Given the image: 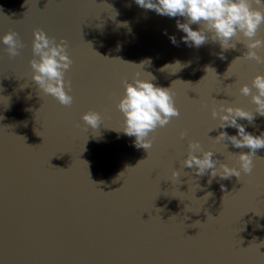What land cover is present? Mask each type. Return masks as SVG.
<instances>
[{
    "label": "water",
    "instance_id": "95a60500",
    "mask_svg": "<svg viewBox=\"0 0 264 264\" xmlns=\"http://www.w3.org/2000/svg\"><path fill=\"white\" fill-rule=\"evenodd\" d=\"M177 20L186 22L135 0H0V264H264V148L240 178L187 167L172 177L190 140L239 167L231 153L249 149L213 139L238 130L216 128L211 109L228 101L254 111L239 89L264 64L243 59L240 42L188 46ZM36 29L68 42L70 107L32 79ZM8 31L24 43L16 57L2 42ZM137 72L171 87L180 109L149 154L116 107ZM90 109L104 116L98 129L81 119ZM238 123L264 132L259 114Z\"/></svg>",
    "mask_w": 264,
    "mask_h": 264
},
{
    "label": "clouds",
    "instance_id": "9594fccd",
    "mask_svg": "<svg viewBox=\"0 0 264 264\" xmlns=\"http://www.w3.org/2000/svg\"><path fill=\"white\" fill-rule=\"evenodd\" d=\"M135 3L145 10H154L158 15L184 17L186 22L177 20V29L185 33L182 41L188 46L198 48L209 37L213 42H219L223 50L235 48L236 42H240L246 48L243 59L264 64V55H261L264 52V36L258 35L264 26V0H135ZM193 24L200 27L194 29ZM170 40L174 45L177 44L175 36H170ZM2 42L10 57L19 55L20 49L24 47L15 31L4 34ZM67 49L66 39L61 38L57 42L55 37H50L43 29H36L32 41L34 58L30 63L33 69L32 79L38 90L52 96L59 104L70 107L74 101L71 95L72 83L65 76L74 61ZM220 58H224L223 53ZM149 74L137 72L131 82L125 78L122 81L123 94L116 103L123 117V132L129 137H135V146L144 148L148 154L157 129L166 127L174 117L180 116L171 87L158 86L153 82L155 77ZM239 91L243 96L251 97V102L255 105L254 111L228 101H220L218 106L211 109L212 117L219 120L216 128L230 126L238 130L236 135L221 131L213 139L228 140L236 148L249 149L248 152L231 153L236 157L239 167L214 159L216 152L210 148L205 149L199 140H190L187 156L180 162V169H173V178L178 179L185 167L193 168L197 176H203L211 170L212 177L219 175L223 179L233 175L240 178L242 172L252 173L256 152L264 148V132L260 135L247 132L245 125L238 123V118L252 123L256 114L264 116V73L256 74L251 84H243ZM81 119L86 127L98 129L104 116L101 112L90 109L82 114ZM187 134L186 130L181 131L180 138L184 139Z\"/></svg>",
    "mask_w": 264,
    "mask_h": 264
}]
</instances>
